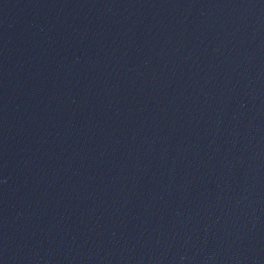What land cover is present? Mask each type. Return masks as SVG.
<instances>
[{
  "label": "water",
  "instance_id": "obj_1",
  "mask_svg": "<svg viewBox=\"0 0 264 264\" xmlns=\"http://www.w3.org/2000/svg\"><path fill=\"white\" fill-rule=\"evenodd\" d=\"M0 264H264V0H0Z\"/></svg>",
  "mask_w": 264,
  "mask_h": 264
}]
</instances>
